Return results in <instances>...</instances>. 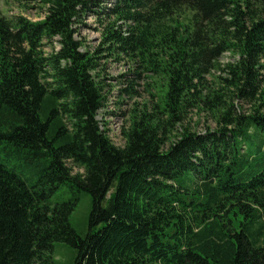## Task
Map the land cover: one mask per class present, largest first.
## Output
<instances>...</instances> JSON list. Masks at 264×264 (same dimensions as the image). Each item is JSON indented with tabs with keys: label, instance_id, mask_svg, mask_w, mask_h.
Here are the masks:
<instances>
[{
	"label": "trees",
	"instance_id": "trees-1",
	"mask_svg": "<svg viewBox=\"0 0 264 264\" xmlns=\"http://www.w3.org/2000/svg\"><path fill=\"white\" fill-rule=\"evenodd\" d=\"M38 1L40 21L0 15V264H62L58 244L65 264H264V0ZM88 12L109 20L93 50ZM120 55L155 83L122 147L97 120ZM190 109L217 127L176 134Z\"/></svg>",
	"mask_w": 264,
	"mask_h": 264
},
{
	"label": "rangeland",
	"instance_id": "rangeland-1",
	"mask_svg": "<svg viewBox=\"0 0 264 264\" xmlns=\"http://www.w3.org/2000/svg\"><path fill=\"white\" fill-rule=\"evenodd\" d=\"M111 3L108 1L106 4ZM94 10H97L94 9ZM44 7L38 0H0V15L5 18L14 16H23L32 22H37L44 17ZM101 16H96L93 12H88L83 18V25L79 28L78 39L84 46L93 50L101 44V34L105 25L109 22L101 20ZM234 58L228 53H224L219 62L221 65L233 62ZM101 78L105 87V106L97 114V120L102 129L107 131L111 142L118 147L124 145V139L121 131L128 127L129 115L133 109L150 108L155 102L154 96V79L148 74L142 73L137 68V64L132 62L127 56L104 57L100 60ZM214 75L219 73H211L206 77L207 87L217 88L214 81ZM235 105L241 107L243 113H247L250 105L246 103H238ZM217 127L216 119L209 112L197 109H190L186 114L183 122L176 127V134L180 133L183 128L190 129L192 132L205 133L208 129L214 130ZM174 139V138H173ZM71 168L72 174L82 173V170L67 163ZM53 201L57 200L53 197ZM90 209L89 200L83 194H80V202L71 217L73 226H79L84 222ZM77 228V227H75ZM56 258L65 264L69 253L65 247L56 246Z\"/></svg>",
	"mask_w": 264,
	"mask_h": 264
}]
</instances>
